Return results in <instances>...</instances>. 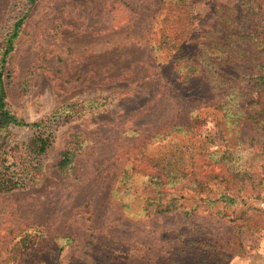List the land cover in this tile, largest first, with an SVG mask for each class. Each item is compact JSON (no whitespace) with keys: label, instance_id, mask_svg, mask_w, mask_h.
<instances>
[{"label":"rangeland","instance_id":"obj_1","mask_svg":"<svg viewBox=\"0 0 264 264\" xmlns=\"http://www.w3.org/2000/svg\"><path fill=\"white\" fill-rule=\"evenodd\" d=\"M24 3L0 0V46ZM28 11L4 71L9 110L34 123L100 106L59 128L35 187L0 197V264H203L218 245L234 250L225 264H264V159L248 141L264 146V131L244 124L238 139L235 101L189 106L170 65L201 34L213 68L212 27L264 30V0H34ZM250 81L228 93L258 109Z\"/></svg>","mask_w":264,"mask_h":264},{"label":"trees","instance_id":"obj_2","mask_svg":"<svg viewBox=\"0 0 264 264\" xmlns=\"http://www.w3.org/2000/svg\"><path fill=\"white\" fill-rule=\"evenodd\" d=\"M34 0H25L22 7L15 9L13 5V15L15 21L9 27L1 40L0 46V197L16 193L30 191L38 184L40 172L42 169V158L52 148L56 133L59 128L72 118L73 115H79L82 111H87L100 106L98 101L91 100L80 102L74 106L68 107L59 113L53 115L44 121L27 123L19 119L9 110L6 102V85L4 81V71L10 54L14 51V42L19 36L20 29L28 16V10ZM244 1V0H241ZM218 11L216 10V15ZM248 21V20H247ZM247 23V22H246ZM215 29L217 36L209 44V49L216 52L218 60L210 70V62L201 64V34L189 36L186 40L177 46L173 54L170 65L176 68L180 81V89L183 92L184 99L189 106H195L219 98L222 106H227V101H235L228 108V115H235V124L239 127L238 139L243 138V125L252 126V130L257 132L264 131V103L256 107L254 100L246 106L245 103L238 104L236 99H232L229 94L230 87L236 82L241 81L245 76L249 78L251 84L247 88L257 92L259 100L264 102V30L254 33L247 29L237 27H228L227 29ZM200 32L201 31L200 29ZM207 64V66H206ZM183 71V72H182ZM186 71V72H185ZM185 72V73H184ZM214 81L215 89L210 87V82ZM203 84V85H202ZM240 98L243 94L239 93ZM194 112V109L192 110ZM242 131V132H241ZM252 146L260 145V158L264 159V146L262 140L257 137H248ZM74 154L67 151L63 154V160L60 167L66 168L73 159ZM227 154L224 158L229 157ZM244 159V156L240 157ZM244 179L246 175H241ZM254 175H250L251 182ZM260 188L256 197L264 199V178H262L256 187ZM221 201L235 204L232 197L223 194ZM158 213H168L170 206L163 207L158 205ZM172 207V206H171ZM186 246L193 245L195 242L183 241ZM198 243V241L196 242ZM234 250L226 245H218L214 253L209 258H202L203 264H225L226 256L233 254ZM215 252L217 253L215 255ZM220 258H219V257ZM211 258V260H210ZM219 258V259H218Z\"/></svg>","mask_w":264,"mask_h":264}]
</instances>
